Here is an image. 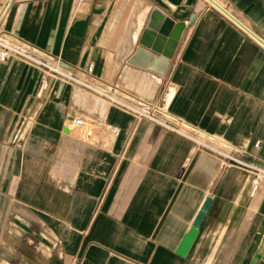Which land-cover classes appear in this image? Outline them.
<instances>
[{"label": "crops", "instance_id": "crops-1", "mask_svg": "<svg viewBox=\"0 0 264 264\" xmlns=\"http://www.w3.org/2000/svg\"><path fill=\"white\" fill-rule=\"evenodd\" d=\"M3 6L8 39L87 87L0 60V264H242L264 220V190L211 148L110 99L157 104L264 171V0ZM154 8L184 23L165 76L128 62Z\"/></svg>", "mask_w": 264, "mask_h": 264}, {"label": "water", "instance_id": "water-1", "mask_svg": "<svg viewBox=\"0 0 264 264\" xmlns=\"http://www.w3.org/2000/svg\"><path fill=\"white\" fill-rule=\"evenodd\" d=\"M183 28V22L175 23L157 8H154L139 38V45L128 62L142 68H147L159 76H165L175 45ZM209 202L210 198H206L196 214L191 228L183 236L177 250L178 253L183 254L196 236L197 226Z\"/></svg>", "mask_w": 264, "mask_h": 264}, {"label": "built area", "instance_id": "built-area-1", "mask_svg": "<svg viewBox=\"0 0 264 264\" xmlns=\"http://www.w3.org/2000/svg\"><path fill=\"white\" fill-rule=\"evenodd\" d=\"M6 13H7V7L6 6L1 7L0 8V26L2 25V22L5 18ZM10 56L18 57V58L28 62L29 64H31V65L39 68V69H42L45 77L46 76L56 77V78H60V79L67 81V82H74V83H78L82 86L87 87V84L85 81H82V80L78 79L76 76H74L73 74H70V73L62 70V68L59 66L58 63L46 59V58H52V57H50V56H48L46 58L37 57L35 55L34 48L32 49L29 47V45L27 47L26 45H22V44L15 43V42L11 41L10 39H8L4 35V31L0 29V60L4 61L7 58H9ZM92 68H93V64L89 63L87 65L86 73H91ZM110 100L116 104H120V105L128 108L137 117L147 118V119L152 120V121H154L160 125H163V126H164L165 122H163L164 120H161V118L158 114L164 113V115L171 117L172 121L178 120L176 118H173V116H171L169 113H167L165 110H163L159 105L153 104L151 102H147L145 100L134 99L135 101L132 103L124 102L123 100H121L119 98H115V97H111ZM127 101H129V100H127ZM65 121H66V123L71 122L74 126H83L85 124V120L83 117L71 118V116L67 115L65 117ZM178 122H179V124L189 126L183 120L179 119L177 121V123ZM170 128H172L175 131H178V129H176L174 127H170ZM197 143H200V142H197ZM200 144L207 146L203 142H201Z\"/></svg>", "mask_w": 264, "mask_h": 264}, {"label": "rangeland", "instance_id": "rangeland-1", "mask_svg": "<svg viewBox=\"0 0 264 264\" xmlns=\"http://www.w3.org/2000/svg\"><path fill=\"white\" fill-rule=\"evenodd\" d=\"M158 115L160 116L161 120H164L163 122H165V127H174L178 129V132L182 134L185 133L184 135L191 137V139L195 142L205 143L207 145L205 149L211 148L212 150L210 152L213 155L222 158L226 166L232 168V173L237 172L243 175V177H245L244 179L248 180L249 182L248 186L252 187L255 185L254 190L256 192H261L262 190H264V171L243 165L242 159H240L239 154L236 153L233 149L228 148L223 143H220L219 141L214 140L209 136H206L205 134L195 132L191 133L190 126L179 124V122L177 123L176 120V122L172 121L171 117L164 115V113Z\"/></svg>", "mask_w": 264, "mask_h": 264}, {"label": "bare ground", "instance_id": "bare-ground-1", "mask_svg": "<svg viewBox=\"0 0 264 264\" xmlns=\"http://www.w3.org/2000/svg\"><path fill=\"white\" fill-rule=\"evenodd\" d=\"M263 225H264V220L262 221L261 226L259 227L257 233L254 235L252 243L247 250V255L244 261L242 262V264H261L260 260L264 257V249L262 250L261 253L258 252L257 245L259 243V238L261 237V233H262L261 229Z\"/></svg>", "mask_w": 264, "mask_h": 264}]
</instances>
